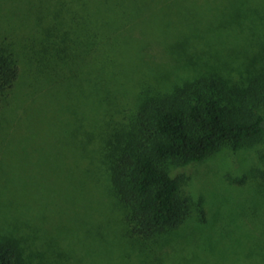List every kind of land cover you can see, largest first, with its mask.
I'll return each instance as SVG.
<instances>
[{
	"label": "rangeland",
	"instance_id": "obj_1",
	"mask_svg": "<svg viewBox=\"0 0 264 264\" xmlns=\"http://www.w3.org/2000/svg\"><path fill=\"white\" fill-rule=\"evenodd\" d=\"M168 3L164 16L148 26L139 23L144 13L135 15L134 24L112 25L116 46L81 65L79 77L60 89L42 97L27 84L16 90L25 107L11 137L32 139L15 140L9 151L15 156L0 154V183L19 189L13 192L18 209L8 210L10 195H0V233L20 238L33 264H264L261 232L255 234L250 221L264 220L254 205L262 181L257 148L236 154L226 147L202 163L176 167L192 212L157 244L142 249L107 224L108 217L124 227L99 160L104 136L131 121L140 93L212 70L237 81L252 60L264 57V0ZM8 6L0 0L2 12ZM157 9L150 10L161 15ZM96 99L104 100L106 115L94 109Z\"/></svg>",
	"mask_w": 264,
	"mask_h": 264
},
{
	"label": "trees",
	"instance_id": "obj_2",
	"mask_svg": "<svg viewBox=\"0 0 264 264\" xmlns=\"http://www.w3.org/2000/svg\"><path fill=\"white\" fill-rule=\"evenodd\" d=\"M1 1L10 6L6 12L0 8V117L6 109L0 154L13 156L9 151L15 140L32 139L11 137L14 123L20 121V110L25 107L16 92L21 85L27 84L38 93L37 97L60 89L71 76L79 77L81 65L92 64L116 46L119 38L110 36L112 25L134 24L135 15L144 13L139 23L148 26L157 17L161 19L169 5L168 0ZM156 6L161 15L150 10ZM147 10L150 15L145 13ZM258 57L263 63L255 66ZM263 58L252 60L247 74L237 81L212 70L182 79L166 90L142 91L131 121L106 133L99 160L109 181L113 207L118 208L124 225L107 217V224L114 226L118 235L127 234L144 249L180 229L191 216L192 203L182 195L185 178L174 169L202 163L226 147L236 154L258 149L262 163L258 175L262 181L255 189L254 205L264 216ZM92 90L95 97L97 93ZM102 101L94 100V109L106 115ZM14 187L0 183V195L11 197L8 210L18 209L13 192L19 189ZM259 195L262 199H257ZM261 218L250 221L255 234L263 232L258 235L264 247ZM0 264L33 263L26 258L20 238L0 233Z\"/></svg>",
	"mask_w": 264,
	"mask_h": 264
}]
</instances>
